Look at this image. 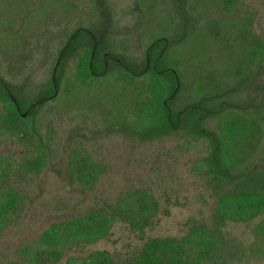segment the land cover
Listing matches in <instances>:
<instances>
[{
    "label": "rangeland",
    "instance_id": "1",
    "mask_svg": "<svg viewBox=\"0 0 264 264\" xmlns=\"http://www.w3.org/2000/svg\"><path fill=\"white\" fill-rule=\"evenodd\" d=\"M203 3L86 0L84 6L87 12H94L92 34L101 51L109 55L111 70L122 66L138 72L146 47L164 37L182 74L174 108L195 106L204 113L206 126L217 130L218 122L228 114L253 115L264 105V66L256 68L242 61L248 59L241 45L245 33L226 27L228 21L238 23L250 17L249 28L264 39V0H237L230 12L216 6L205 8ZM76 15L54 12L42 29L4 46L3 70L7 79L19 83L22 96L36 99L41 83L49 77L55 46ZM100 94L89 100V96L64 90L45 106L43 130L53 135L58 151L37 176L11 181L20 199L0 232V264L17 259L18 249L53 223L137 192L148 193L158 204L150 225L144 228L147 237H180L192 224L213 222L218 194L204 181L203 142L183 132L152 140L132 136L118 123L129 97L118 89ZM5 148L20 150L0 134V154ZM73 150L92 164L98 173L94 181L85 184L76 180L69 163ZM252 163L255 168L257 162ZM257 166L264 171V165ZM223 231L226 239L235 238L243 246L241 259L230 264H264V250L251 249V226L228 223ZM139 243L137 232L116 222L107 238L89 245L83 253L75 249L70 254L107 250L123 259Z\"/></svg>",
    "mask_w": 264,
    "mask_h": 264
},
{
    "label": "trees",
    "instance_id": "2",
    "mask_svg": "<svg viewBox=\"0 0 264 264\" xmlns=\"http://www.w3.org/2000/svg\"><path fill=\"white\" fill-rule=\"evenodd\" d=\"M85 1L0 0V134L20 147L19 151L5 148L0 154V232L20 199L11 181L37 176L57 154L53 135L43 130V110L64 90L91 100L102 95L101 91L118 89L129 97L118 123L130 135L152 140L183 132L203 142L204 181L218 194L214 219L209 225L192 224L180 237H147L144 228L150 225L158 204L148 193L137 192L53 223L22 245L17 259L9 264H58L64 257V264H230L241 259L243 246L235 238L224 237L223 226L228 223L251 226V249L263 251L264 171L257 165H264V105L253 115L228 114L218 122L217 130L206 126L204 113L195 106L175 109L182 74L178 59L165 47V38L155 39L146 47L138 72L120 66L114 73L109 55L101 51L92 34L94 12L86 11ZM236 4L237 0H204L203 6L230 12ZM54 12L77 15L69 20L68 33L55 46L49 77L41 83L36 99L22 96L19 83L12 77L7 79L3 70L4 46L42 29ZM250 21V17L238 23L232 20L226 27L245 33L241 45L248 59L242 61L260 68L264 66V39L249 28ZM69 163L78 182L88 184L98 177L89 160L74 150ZM116 222L128 224L139 234L141 243L127 257H113L107 250L82 254L89 245L107 238ZM75 249L81 255L70 254Z\"/></svg>",
    "mask_w": 264,
    "mask_h": 264
}]
</instances>
